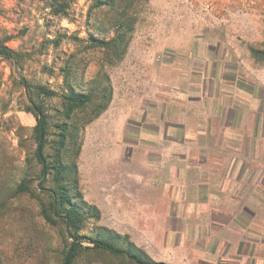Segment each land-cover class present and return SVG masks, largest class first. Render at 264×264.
I'll return each instance as SVG.
<instances>
[{
	"label": "crops",
	"instance_id": "0c3cea01",
	"mask_svg": "<svg viewBox=\"0 0 264 264\" xmlns=\"http://www.w3.org/2000/svg\"><path fill=\"white\" fill-rule=\"evenodd\" d=\"M225 6L165 18L84 130L83 198L147 264H264V36Z\"/></svg>",
	"mask_w": 264,
	"mask_h": 264
},
{
	"label": "rangeland",
	"instance_id": "374dc122",
	"mask_svg": "<svg viewBox=\"0 0 264 264\" xmlns=\"http://www.w3.org/2000/svg\"><path fill=\"white\" fill-rule=\"evenodd\" d=\"M170 1L176 3L168 5ZM217 3L226 4L228 14L237 8L243 13L245 7V16L264 36V0H0V39L18 61L13 66L0 57V264H62L71 241L61 223L49 224L40 213L50 202L46 189L56 184L54 171L40 177L34 156L35 118L29 106L39 104L46 113L43 152L49 161L60 129L66 126L61 150L65 184L73 191L76 181L83 196L84 130L109 111L108 75L121 73L133 51L161 39L165 18H196ZM58 5L64 10L57 12ZM94 38L106 44L98 45ZM68 84L93 95L70 114ZM38 87L51 94H41ZM20 183L28 191H18ZM82 201L76 199L83 208ZM96 222L91 213L78 234L95 236ZM108 258L106 251L86 250L72 264Z\"/></svg>",
	"mask_w": 264,
	"mask_h": 264
},
{
	"label": "trees",
	"instance_id": "16d2710c",
	"mask_svg": "<svg viewBox=\"0 0 264 264\" xmlns=\"http://www.w3.org/2000/svg\"><path fill=\"white\" fill-rule=\"evenodd\" d=\"M64 10L63 5H58L57 12ZM93 41L98 45H105L106 42L99 41L94 38ZM0 57L10 61L13 66L18 64L15 52L12 48L5 45L0 39ZM22 84L27 87V82L22 79ZM41 94H51L45 87H38ZM65 99L67 101V112L70 114L73 110L82 107L92 99L90 91L76 90L71 84L67 85ZM34 118L35 125L33 127V137L35 142L34 156L40 165V177L44 179L51 171H54V188L46 189L50 196L48 206H41L40 213L43 219L49 224L61 223L67 230L71 241L62 259V264H72L76 255L86 250H103L112 255H125L135 264H147L148 260L145 255L137 251L126 237H120L111 231L102 229L97 224L93 231L95 236L78 234L83 229L85 222L93 213L95 220L99 218V211L95 205L82 201L85 207H81L76 199H82L83 196L77 187L76 181H73L71 191L65 184L64 174L67 167L61 160V150L64 146L66 126L63 125L58 134L56 146L49 161L43 152L46 144L48 122L47 116L41 105L32 103L27 109ZM28 187L24 183L17 186L18 191H28ZM87 204V205H86ZM157 264V263H156Z\"/></svg>",
	"mask_w": 264,
	"mask_h": 264
}]
</instances>
